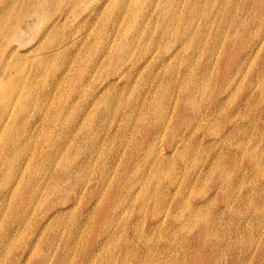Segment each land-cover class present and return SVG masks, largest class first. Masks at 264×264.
I'll return each instance as SVG.
<instances>
[{
  "label": "rangeland",
  "instance_id": "obj_1",
  "mask_svg": "<svg viewBox=\"0 0 264 264\" xmlns=\"http://www.w3.org/2000/svg\"><path fill=\"white\" fill-rule=\"evenodd\" d=\"M12 1L17 15L13 17V14L0 24V34H9L4 33L8 27L16 25V21L23 24L28 19L20 5L22 0ZM192 3L190 0H88L86 7L76 5L74 18L70 15L66 20L65 15L60 18L59 33L55 36L63 40V35L86 15L83 12L85 7L88 13L96 14L87 33L82 36L85 39L77 36L74 39L76 45L62 46L63 51L47 62L41 73L31 63L25 65L24 61L11 59L10 63L0 65L1 86L12 79L18 94L17 99L9 96L11 100L3 111L0 107V118H6L13 110L18 111V101L26 95L30 99L23 115L15 120L11 118L9 127L0 132V159L6 155L7 146L4 144L10 138L19 141L14 149L16 152L13 151L16 167L9 172L10 180L0 188L1 264H55L61 252L64 254L62 264H264V90L259 89L264 87V79L257 82L254 76L256 73H259L257 78L264 76V0H193ZM3 8L4 0H0V10ZM135 9L151 16L144 20L139 19L140 15L130 18L129 11ZM172 10L174 14L192 15L191 23L180 31L185 41H190L187 48L176 54V58L167 59L163 65L156 59L150 67L136 66L134 69L132 62L137 59L139 49L146 54L154 51L157 56H162L165 49L178 46L173 38L167 42L162 37L157 38L163 34L166 21L172 18ZM57 12V9L46 12L43 22L27 33L31 39L26 40L30 42L19 47L17 52H28L37 43V35ZM112 20L118 26L113 34L108 35L110 61L123 54L122 50L112 48L122 35L126 34L131 48L128 47L127 60L119 64L126 75L121 73L123 79L119 77L114 80L115 85H108L105 73L102 78L97 77L93 68L85 64L96 56L92 52L94 45L104 42L107 37L104 36V24L110 29ZM173 22L176 25L177 21ZM150 23L154 24L153 27H162V31H152L148 38L136 34L131 45L129 40H132L135 28L141 24L152 26ZM180 25L179 22L178 27ZM127 27L134 30H126ZM231 37L232 44L225 46V41ZM154 39H157L155 43ZM10 40L15 43L12 38ZM10 40L6 38V42ZM86 44L92 45L90 52L88 46H82ZM226 55H233V61ZM229 61L230 66L227 65ZM109 63L103 66L104 72L111 71L106 69ZM13 67L32 71L18 82L16 74L10 76ZM171 68L170 77L163 76ZM147 71L161 74L160 79H153ZM203 72L207 83L193 86V95H196L194 105L190 106L182 93H177L179 81L183 77H199ZM107 75L108 78L114 77ZM91 78L93 87H101L109 95L118 94L101 115V102L93 109L94 100L79 96L81 90L88 89ZM201 84L207 85L202 88ZM164 86L168 88L166 98V92L160 90ZM48 90L51 91L47 94ZM212 93H217L215 98L219 105L204 111ZM152 94L161 99L160 109L155 107ZM71 104L75 106L71 107ZM216 108L220 109L219 112ZM155 110H161V113ZM162 118L163 129H158L156 123ZM48 134L55 145L46 141ZM175 138L176 144H171ZM252 157L258 161L255 168L249 166ZM58 163L90 168L87 178L90 177L91 181L83 184V188H89L93 181L99 183L96 194L87 192L81 197L83 206L76 209L79 217H73V214L68 219L70 225L77 226L76 234L83 235L82 238L75 235L72 240H67L64 226L61 223L55 225L54 221L42 232H37L39 229L34 225L46 206L43 202L45 187L53 181L47 176L59 172ZM155 171L159 172L157 176L150 175ZM41 178L47 183L42 192L33 194L31 188ZM148 183L151 184L149 187L146 186ZM111 184H118L120 190ZM8 187L15 199L9 198V194L2 196ZM33 196L36 200L28 203L26 199L32 200ZM84 204L90 212L84 211ZM23 210L24 216L21 215ZM100 227L103 231L99 234ZM7 229L12 232L11 242L5 238ZM118 234L120 239L113 248L112 244L101 243L97 253L85 259L86 253L92 249L89 241L95 235L98 242L107 235L115 238ZM123 238L130 239L129 249ZM40 239L44 243L36 244Z\"/></svg>",
  "mask_w": 264,
  "mask_h": 264
},
{
  "label": "bare ground",
  "instance_id": "obj_2",
  "mask_svg": "<svg viewBox=\"0 0 264 264\" xmlns=\"http://www.w3.org/2000/svg\"><path fill=\"white\" fill-rule=\"evenodd\" d=\"M28 2H25L24 0H22L20 2V5L22 6V8L24 9V13L27 14L26 17H28V19L24 20L23 24H20L19 21H16V25L12 26V28L8 27V31L7 32H4V33H9V34H0V65H4V64H8L10 63V60L13 59V60H16V61H24L23 63H31V66L37 68V70L39 71V73L42 72L43 68L46 66V63L53 60L58 54L61 53V51H63V48L62 46L64 45H69V46H74V44L76 45L77 43L75 42V38L77 36H83V34H86L88 29H89V26L91 23H93V21L95 20V17H96V14L92 15L91 13H88L87 11V8L86 7V4L88 3V0H64L62 4H60L61 0H27ZM171 1H176V0H168V2H171ZM193 0H190V4L192 3ZM14 1L12 0H4V8L2 10H0V24L2 22H6V20H8V18L10 16H12L13 14V17H15L17 15L16 11H17V8L14 6ZM79 4H82L84 5L85 7L83 8V12H86V15H84V17H82L79 22L76 24L75 27H72V29L70 31H68L65 35H63V40H60V39H56L55 36L58 35L59 33V26L61 25V17L65 15V20L68 18V15H70L72 18H74V16L76 15V10H77V7L76 5H79ZM103 4H101L99 6L98 9H100V7L102 6ZM192 6H193V3H192ZM57 9V14L56 16L50 20L49 24L46 26V27H43L41 33L37 36H39L38 38V41L37 43L30 49L28 50V52H22L20 53L19 51L17 52V49L21 46H25L27 45L26 43H29L31 37L27 34V33H30V31L35 28L37 26V24H40L43 22L44 20V17H45V13L48 12V11H51L53 9ZM194 8H196V4L194 5ZM167 9V8H165ZM225 9V8H224ZM163 10V9H162ZM223 11V10H221ZM196 14V13H193V15ZM129 15H130V18H135L137 16L140 15V20L142 18V20L146 19L147 16H151L149 15L148 13H142V12H139L136 11V9L133 11H129ZM171 16L172 18H170L168 21H166L167 23H165V30L163 29V34L161 35H158L157 38H163L165 41L170 39V38H173L174 42L177 43V47L176 48H171V49H165L164 50V55L162 56H157V54L154 52V51H151L150 53H147L143 51V49H139L138 51V54H137V59L135 61L132 62V67L135 69L136 66L140 68V66H144V67H150V63L154 60L156 61V59L159 61V63L161 65L164 64V62L167 60V59H170L171 57H175L176 54L179 55L180 52H184L185 49L187 48L188 44H189V40L188 41H185V37H183V33H180V31L182 29H186L187 26L191 23L192 21V15L190 16H186V15H179V14H174V10L171 11ZM24 17V16H23ZM25 17V18H26ZM207 18V16H205V19ZM138 19V18H137ZM138 19V20H139ZM12 21V20H11ZM10 21V22H11ZM173 21H177L176 22V25ZM140 22V21H139ZM179 22L181 23L180 27L179 26ZM142 23V21H141ZM148 23V22H146ZM20 24V25H19ZM152 26H146V24H141L140 26H137L134 30L133 27H127L126 30H129L130 28H132L134 30V34H132V40H129V41H132L130 42L133 43V39H134V35L136 34H140V35H144L145 38H148L150 37V35L154 32V31H157L158 32H161L162 31V27H153V23H150ZM117 23L116 21L112 20V22L110 23V29L107 28V26L104 24V27H103V30L105 32V40L104 42L101 44V45H94V50L92 51L96 56L91 59V61H88V64H85L86 65H89L91 68H93V71H94V75H97V77H100L102 78V76L104 75L105 73V76L104 78L108 79L109 83L108 85H111V84H114L115 83V79L119 78L120 76H122L123 74L126 75V73L122 70H120V66L119 64H121L122 62L124 63L123 60H125L126 58V55L128 54L127 50L129 48H131L129 46V42L126 41V34L122 35L120 37V40L118 43L114 42L113 43V49L116 48V50L120 51L122 50L123 51V54H119L118 56H116V58L113 60L110 61V57H108V49L110 48V45L111 43L109 44L108 43V35L109 34H113L116 29H117ZM4 27V26H3ZM2 27V28H3ZM150 27H153L154 29H151ZM149 28L151 30H149ZM233 30H235V26L233 27ZM153 31V32H152ZM152 32V33H151ZM235 32V31H234ZM93 33H96V31H93ZM98 33V32H97ZM234 34V33H233ZM232 34V36H233ZM22 35H25L24 38H22ZM6 38H12V41H15L14 44L11 43V40L8 42H6ZM84 38V37H83ZM82 38V39H83ZM26 39H29V40H26ZM62 39V38H61ZM85 39V38H84ZM130 39V38H129ZM137 39V38H136ZM228 39V38H226ZM232 40V37L225 41V46L227 45H231V41ZM81 41V40H80ZM78 41V42H80ZM152 41V40H151ZM157 41V39H154V43ZM160 41V40H159ZM158 41V42H159ZM167 42V41H166ZM84 41L81 43L83 44ZM132 45V44H131ZM82 46H86L87 48V44L86 45H82ZM129 47V48H128ZM157 47V45H156ZM171 47V46H170ZM88 52L91 51V49L93 48L92 45H89L88 46ZM155 48V47H154ZM255 48V47H254ZM257 48V47H256ZM160 49V48H159ZM173 49V51H172ZM168 50V51H167ZM149 51V50H148ZM245 51V50H244ZM133 52V51H132ZM131 52V54H132ZM158 52V51H157ZM249 53V52H248ZM243 55V54H241ZM245 55V54H244ZM181 56V55H180ZM227 56V55H226ZM228 58H232L231 61H233V55H229L227 56ZM176 58V57H175ZM224 58V57H223ZM130 59V58H129ZM141 59V60H140ZM248 59V58H247ZM127 60V59H126ZM179 60V59H178ZM110 61V63H109ZM229 61L227 63V65L230 64ZM241 60L239 59L238 61V65H239V62ZM244 61V60H243ZM107 62L109 63V66L106 68V69H109L111 71L109 72H104L103 70V66L105 67L107 65ZM138 62V63H137ZM243 63V62H242ZM249 63V62H248ZM251 63V62H250ZM262 66L264 65V60H262ZM128 64V62H127ZM126 62H125V65H127ZM131 64V63H130ZM157 64V63H156ZM124 65V66H125ZM243 65V64H242ZM88 66V67H89ZM123 66V65H122ZM155 66V65H154ZM230 66V65H229ZM241 66V65H240ZM245 66V65H244ZM250 66V65H249ZM1 67V66H0ZM87 67V68H88ZM131 67V66H130ZM248 67V66H247ZM123 68V67H122ZM125 68V67H124ZM163 68V67H162ZM161 68V69H162ZM174 68V67H173ZM246 68V67H245ZM31 69V68H30ZM86 69V68H85ZM239 69V68H238ZM250 69V68H249ZM24 69H22L21 67L20 68H16V67H13L11 69V72H10V76L12 77L13 74H16L17 77H18V82H21L24 78L28 77V73L31 74V71L32 70H29L28 68H26L24 71ZM133 70V69H132ZM148 70V69H147ZM172 68L170 70H168L166 73L163 74V76H165L166 78H169L170 77V74L172 72ZM262 70V69H261ZM259 70V71H261ZM146 71V69H145ZM158 71V70H157ZM25 72H27V74H25ZM148 72V71H147ZM146 72V73H147ZM107 73H109L110 75H114V77L112 78H108V75ZM121 73H123L122 75H120ZM137 73V72H136ZM139 73V72H138ZM142 73V72H141ZM127 74H129L127 72ZM149 75L152 76L153 79L155 80H159L160 79V76L161 74H158V73H155V72H151L149 71L148 72ZM167 74V75H165ZM130 75V74H129ZM205 73H200L199 74V77H183L179 82H180V86L179 88L180 89H176L177 90V93H182V96H183V99L187 102V104L189 103L190 106H193V99L195 97L196 94L193 95V86H195V84H199V83H204L206 82L207 83V77ZM259 75V73H256L255 76V79L257 80V82H262L263 79H264V76L263 77H259L257 78V76ZM135 76V75H133ZM142 76V75H141ZM251 76V79L252 80V74L250 75ZM122 77H120L121 79ZM138 78V77H137ZM2 79V78H1ZM1 79H0V107L2 109V111L9 105V102L11 99H17L16 97L18 96L17 94V90H16V86L14 85V82L12 79H9V83L5 86H1ZM111 79V80H109ZM123 79V78H122ZM131 79V78H130ZM129 79V80H130ZM145 79V78H144ZM151 79V78H150ZM132 80V79H131ZM143 80V79H142ZM249 80V82H250ZM195 81V82H194ZM129 82V81H128ZM194 82V83H193ZM248 82V83H249ZM264 82V81H263ZM254 84V83H253ZM260 84V83H259ZM89 87L87 90H81L79 92V96L82 97V98H91L92 100H94V103L96 100H98L95 104V107L93 106V104H91L92 108L93 109H96L97 108V103L98 102H101V110H100V115H101V112L102 111H105L106 109H108V106H109V102L110 100H113V97L118 95V94H110L109 95V92H105V90L103 91V88L100 89V88H95L93 87V81H92V78L88 80V84H87ZM115 85V84H114ZM163 85V84H162ZM205 86L207 84H204ZM203 85V86H204ZM170 86V84H169ZM199 86V85H198ZM202 86V84H201ZM202 86V88H203ZM253 86V85H252ZM261 86V85H260ZM92 87V88H91ZM107 87V86H106ZM263 87V86H262ZM262 87H259V89H262V91L264 90ZM109 88V87H108ZM107 88V89H108ZM173 88V87H172ZM258 88V87H257ZM114 89V88H113ZM167 86H164V87H160V90L166 92L165 93V98L167 97ZM201 89V88H200ZM205 89V88H204ZM51 90H48L47 91V94L50 93ZM107 91V90H106ZM171 91V89H170ZM169 91V92H170ZM203 90H201L202 92ZM219 91V90H217ZM250 91V90H249ZM216 92V91H215ZM253 92V91H252ZM120 93V92H119ZM203 93V92H202ZM214 93V91H213ZM212 93V96L209 94V99L207 101V103L205 104V110L204 111H208L210 110L211 108H214L215 106L219 105L218 104V100L215 98L216 95H213ZM237 93V92H236ZM121 94V93H120ZM178 94V95H179ZM200 94V93H199ZM234 94V93H233ZM113 95V96H112ZM150 95V94H149ZM148 95V96H149ZM173 95V94H172ZM203 95V94H202ZM232 95V94H231ZM230 95V96H231ZM261 95V94H260ZM8 96V98H7ZM11 96V99L10 97ZM140 96V95H139ZM153 96V94H152ZM119 97V96H118ZM145 97V96H144ZM260 97V96H259ZM117 98V97H115ZM124 98V97H123ZM128 98V97H127ZM150 98V97H149ZM154 98V96H153ZM231 98V97H230ZM245 98V97H244ZM261 98V97H260ZM259 98V99H260ZM126 99V98H125ZM201 99V97H200ZM249 99V98H248ZM123 101V99H121ZM170 100V99H169ZM253 100V99H252ZM30 99L28 97V95H26L24 98H22V100L20 99L18 101V111L17 110H13L9 113V115L6 117V118H3L1 117L0 118V132H2V130H4L5 128L9 127L8 126V123L9 121L11 120V118L13 120H15L17 117L23 115L24 111H26V109L29 107L28 106V103H29ZM126 101V100H125ZM124 101V102H125ZM132 101V100H131ZM150 101V100H149ZM155 104V107H159L161 106V99H158V98H154L152 100ZM151 101V102H152ZM176 101V100H175ZM178 101V100H177ZM226 101V100H225ZM261 101V100H260ZM146 102V101H145ZM166 102V101H165ZM174 102V101H173ZM196 102V101H195ZM220 102V101H219ZM222 102V101H221ZM230 102V99L229 101H227V103ZM246 102V101H244ZM123 103V102H122ZM168 103V102H167ZM199 103V102H198ZM131 104V103H130ZM169 104V103H168ZM173 104V103H172ZM175 104V102H174ZM243 104V103H242ZM260 104V103H259ZM133 105V104H132ZM131 105V106H132ZM136 105V104H135ZM150 105V104H148ZM185 105V104H184ZM183 105V106H184ZM198 105V104H197ZM229 105V104H228ZM75 105L71 104V107H73ZM146 106V105H145ZM170 106H173V105H170ZM226 106V105H225ZM230 106V105H229ZM254 106V105H253ZM189 107V106H188ZM137 108V107H136ZM140 108V107H139ZM141 109V108H140ZM145 109V107H144ZM160 109V107H159ZM163 109V108H162ZM203 109V108H202ZM225 109V108H224ZM147 110V109H146ZM201 110V109H200ZM217 110V108H216ZM220 110V109H218ZM217 110V111H218ZM17 111V112H16ZM98 111V110H97ZM144 111V110H143ZM155 111H158V110H155ZM166 111V110H165ZM171 111V110H170ZM148 112V111H147ZM161 113V110L158 111ZM163 112V111H162ZM167 112V111H166ZM172 112V111H171ZM219 112V111H218ZM252 112V110H251ZM169 113V112H168ZM203 113V112H202ZM212 113V112H211ZM250 113V112H249ZM163 114V113H162ZM170 114V113H169ZM200 114V113H199ZM208 114V113H207ZM215 114V113H214ZM222 114V112H221ZM238 114V112H237ZM68 117H69V114H67ZM67 115L65 117H67ZM213 115V114H212ZM216 115V114H215ZM143 116V115H142ZM159 116V115H158ZM236 116V115H235ZM238 116V115H237ZM201 117V116H200ZM214 117V116H213ZM216 117V116H215ZM221 117V116H220ZM219 117V118H220ZM247 117V116H246ZM160 118V117H159ZM165 118V117H164ZM212 118V117H211ZM237 118V117H236ZM242 118V117H241ZM204 119V118H203ZM222 119V117H221ZM239 119V118H238ZM247 119V118H246ZM245 119V120H246ZM170 120V118H169ZM206 120V119H205ZM209 120V119H208ZM223 120V119H222ZM207 121V120H206ZM220 121V120H219ZM234 121V120H232ZM249 121V120H248ZM166 122V121H164ZM168 122V121H167ZM199 122V121H197ZM217 122V121H215ZM214 122V123H215ZM218 123V122H217ZM237 123V122H235ZM255 123V122H254ZM196 124V123H195ZM198 124V123H197ZM196 124V125H197ZM200 124V123H199ZM198 124V125H199ZM202 124V123H201ZM207 124V123H206ZM168 125V123L166 124V126ZM212 124H210L211 126ZM214 125V124H213ZM222 125V124H221ZM251 125V124H250ZM164 125H163V118L162 119H158L157 123H156V127L159 129V128H162ZM165 126V127H166ZM216 126V125H215ZM238 126V125H237ZM247 126V125H246ZM164 127V128H165ZM205 127V125H204ZM209 127V125H208ZM207 127V128H208ZM212 127V126H211ZM254 127V126H253ZM213 128V127H212ZM240 128V127H239ZM140 129V128H139ZM155 129V127H154ZM163 129V128H162ZM198 129V128H197ZM214 129V128H213ZM217 129V128H216ZM146 130L149 131V128L146 127ZM157 130V129H156ZM165 130V129H164ZM167 130V129H166ZM193 130V129H192ZM196 130V129H195ZM205 130V129H204ZM245 130V129H244ZM251 130V129H250ZM200 131V129H199ZM253 131V130H252ZM138 132V131H137ZM192 132V131H191ZM190 132V133H191ZM218 132V131H217ZM239 132V131H238ZM136 133V132H135ZM163 133V132H161ZM183 133V132H182ZM181 133V134H182ZM231 133V131H230ZM249 133V132H248ZM251 133V132H250ZM217 134V133H216ZM215 134V135H216ZM236 134V133H235ZM189 135V134H188ZM187 135V136H188ZM230 135V134H229ZM245 135V134H244ZM96 136H98L96 134ZM96 136L94 137V139L96 138ZM158 136V135H157ZM156 136V138H157ZM180 136V135H179ZM182 136V135H181ZM237 136V135H236ZM243 136V135H242ZM249 136V135H248ZM201 137V136H200ZM222 137V136H221ZM252 137V136H251ZM152 138H154V136H152ZM187 138V137H186ZM240 138V137H239ZM188 139V138H187ZM156 140V139H155ZM160 140V139H159ZM179 140V139H178ZM184 140V139H183ZM197 140V139H196ZM219 141V139H216ZM248 140V139H247ZM46 141H48L50 144L52 145H55L52 141V138L51 136L48 134L47 135V139ZM200 141V140H199ZM234 141V140H233ZM260 141V140H259ZM43 142H45V137H43ZM156 142V141H155ZM160 142V141H158ZM171 142V141H170ZM176 142V138H175V141L174 142H171V144L175 143ZM183 142V141H182ZM197 142V141H196ZM225 142V141H224ZM239 142H242V141H239ZM19 141L16 139V138H10L8 143H5L4 145L7 146V152H6V155L3 157V159L1 158L0 159V188H2L6 182H8L11 178L10 176V171L16 167V164H14V158H13V151H15L14 149L16 148ZM187 143V142H186ZM211 143V142H210ZM228 143V142H227ZM230 143V141H229ZM153 144V143H152ZM155 144V143H154ZM176 144V143H175ZM181 144V143H180ZM201 144V143H200ZM209 144V143H208ZM224 144V143H223ZM226 144V143H225ZM245 144V142H244ZM248 144V143H247ZM195 145V144H194ZM215 145V144H214ZM220 145V144H218ZM230 145V144H229ZM228 145V146H229ZM239 145V144H238ZM258 145V144H257ZM176 146V145H175ZM203 146V145H202ZM236 146V145H234ZM241 146V145H240ZM244 146V145H243ZM153 147V145H152ZM155 147V146H154ZM206 147V146H205ZM231 147V146H230ZM245 147V146H244ZM250 147V146H249ZM180 148V147H178ZM202 148V147H201ZM220 148V147H218ZM240 148V147H239ZM256 148V147H255ZM262 148V147H261ZM191 149V148H190ZM189 149V150H190ZM229 149V148H228ZM244 149V148H243ZM263 149V148H262ZM187 150V149H186ZM193 150V149H192ZM207 150V149H206ZM215 150V148L213 149ZM218 150V149H217ZM177 151V149H176ZM208 151V150H207ZM250 151V150H249ZM255 152V150H252ZM258 151V150H257ZM16 152V151H15ZM182 152V151H180ZM191 152V151H190ZM251 152V151H250ZM156 153H159L158 151ZM188 153V152H187ZM196 153V152H195ZM216 153V152H215ZM246 153V152H245ZM259 153V152H258ZM256 153V154H258ZM179 154V153H178ZM197 154H200V153H197ZM196 154V156H198ZM221 154V153H220ZM242 154V153H241ZM254 154V155H256ZM184 155V154H183ZM217 155V154H216ZM253 155V156H254ZM179 156V155H178ZM191 156V155H190ZM200 156V155H199ZM46 157V156H45ZM180 157V156H179ZM186 157V156H185ZM194 157V156H193ZM245 157V156H244ZM196 158V157H195ZM231 158V157H230ZM249 158V157H248ZM257 158V156H256ZM259 158V157H258ZM56 158L54 159H51L52 161H54ZM60 159V158H59ZM187 159V158H186ZM201 159V158H200ZM239 159V158H237ZM225 160V159H223ZM251 160H253V162H251L249 164L250 167H256L258 165V161H256L255 157H252ZM255 160V161H254ZM61 161V159L59 160ZM63 161H68L67 159H64ZM217 161V159H216ZM219 161V160H218ZM217 161V162H218ZM210 162V161H209ZM213 162V161H212ZM215 162V161H214ZM205 163V162H204ZM264 163V162H263ZM59 166H58V169H59V172L57 174H55L54 176H47V177H52L53 178V181L52 183L49 185V187H45V184L47 183L45 178H41L38 182L35 183V185L32 186L31 190L33 192V194H38V192L41 191V189H43L45 187L46 189V195H45V198L43 199V202L46 203V206L43 207L44 210L40 212V214L38 215V218L36 219V223H34L35 225V228L36 229H39L37 230V232H42L44 231L46 228H47V225L50 224L52 221H54L55 225L56 224H62L64 230H63V233L65 234V236L67 237V240H72V238L76 235L80 238L81 234L77 235L76 233L78 232L77 231V226H73V223L70 225V223H68V219H70V217L73 215V217H79L78 216V212H77V208H81L83 206V203H80V199L81 197L86 194L87 192L88 193H92L94 192L95 194L98 192V187L99 186L98 182L95 183V187H93V182L91 183V185H89L90 187L89 188H86L84 187L83 188V184L87 185L91 180L89 178H87V173L89 171L88 168H85L83 169V166H79V165H72V166H68V165H63L61 163H58ZM208 164V163H206ZM212 164V163H211ZM239 164V162H238ZM222 165V164H221ZM240 165V164H239ZM205 166V165H204ZM212 166V165H211ZM264 166V165H263ZM262 166V167H263ZM222 167V166H221ZM29 168V164L26 165V169ZM211 168V167H210ZM217 168V167H216ZM264 168V167H263ZM220 170V169H219ZM222 170V169H221ZM227 170V169H226ZM212 171V170H211ZM215 171V170H214ZM219 172V171H218ZM225 172V171H223ZM264 173V171H262ZM137 173V171H136ZM159 172L155 171V172H150V175L152 176H157ZM228 173V172H226ZM211 174V173H210ZM261 174V173H260ZM89 175V174H88ZM220 175H223L222 173ZM90 176V175H89ZM211 176V175H210ZM219 176V175H218ZM224 176V175H223ZM221 177V176H220ZM228 177L225 176V178ZM219 178V177H218ZM223 178V177H222ZM230 178V177H229ZM103 178H101L100 180L102 181ZM224 179V178H223ZM241 179V178H240ZM219 180V179H218ZM226 180V179H225ZM50 182V181H49ZM241 182V181H240ZM203 183V182H202ZM229 183V182H228ZM201 184V182H200ZM231 185V183H229ZM151 184L148 183L146 184L147 187H149ZM239 186V185H238ZM111 187L113 188H116V190H120V186L117 184V185H114V184H111ZM236 187V186H235ZM228 188V187H227ZM230 189V188H229ZM234 190V189H233ZM128 191V190H127ZM229 191V190H227ZM12 192V189L10 187H8L5 191H3V195L2 196H6L8 195L9 198L11 199H15V197H13V193L11 194ZM42 192V191H41ZM261 192V191H260ZM130 193V192H128ZM230 193V192H229ZM234 193V192H233ZM157 194V193H156ZM158 195V194H157ZM227 195V194H226ZM127 196H129L127 194ZM226 197V196H225ZM229 198V197H228ZM34 200H36V197L33 196L32 200L31 199H26V201H28V203L30 202H33ZM214 200V199H213ZM232 200V199H231ZM238 200V199H237ZM247 200V199H246ZM209 201V200H208ZM228 201V200H227ZM226 201V202H227ZM242 201V200H241ZM246 202V201H245ZM207 203V202H206ZM205 203V204H206ZM72 204V205H71ZM209 204V203H208ZM225 204V203H224ZM244 204V203H243ZM74 205V206H73ZM212 205V204H211ZM227 205V204H226ZM197 206V205H196ZM204 206V205H203ZM208 206V205H207ZM252 206V205H251ZM195 207V206H194ZM193 207V208H194ZM203 208V207H202ZM228 208V206H227ZM197 209H198V206H197ZM204 209V208H203ZM230 209V208H229ZM70 211V212H69ZM84 211H88L86 209V204H84ZM200 211V210H199ZM210 211V210H209ZM256 211V210H255ZM90 212V211H88ZM195 213V211H194ZM218 213V212H217ZM181 214V213H180ZM179 214V215H180ZM223 214V213H222ZM22 216L25 215V210L22 211ZM202 217V216H201ZM222 217V216H221ZM171 218V217H170ZM204 218V217H203ZM178 219V218H177ZM244 219V218H243ZM107 220V219H106ZM109 221V220H107ZM242 221V220H241ZM38 222V223H37ZM106 222V221H105ZM183 223V222H182ZM244 224V223H243ZM80 226V225H78ZM174 226V225H173ZM153 227V226H152ZM208 227V226H207ZM206 227V229H208ZM240 227V226H239ZM52 228V227H51ZM151 228V227H150ZM175 228V227H174ZM178 228V226H177ZM241 228V227H240ZM245 228V227H244ZM79 229H81L79 227ZM147 229V228H146ZM135 230V228H134ZM14 231V230H12ZM16 231V230H15ZM19 231V230H18ZM81 231V230H79ZM103 231V228L100 227V232L99 234ZM17 232V231H16ZM107 232V230L105 231V233ZM149 232H150V229H149ZM83 236V235H82ZM81 236V238H82ZM121 235L118 234V237H112V236H105L103 237L100 241L96 242L95 241V237L96 235L89 241L90 242V245L92 246V249H91V252L88 254L86 253L85 255V259L88 258L89 256H93L94 254L97 253V250L99 248V246L101 245V243L103 244H112V248H113V245H115L119 239ZM5 238L7 240H9L10 242L12 241L13 239V236H12V232H10V230L7 229V233H5ZM10 238V239H9ZM89 238V237H88ZM88 238L86 239V241L88 240ZM170 238V237H169ZM240 238V237H238ZM237 239V238H236ZM235 240V239H234ZM243 240V239H242ZM123 241L126 243V245H130L131 242H130V239L128 238H123ZM170 241V240H169ZM238 241V240H237ZM39 243H44V242H41V239L40 240H37L36 241V244H39ZM4 245V244H3ZM5 246V245H4ZM3 246V247H4ZM101 247V246H100ZM111 248V250H113ZM130 246L127 247V249H129ZM7 249V248H6ZM101 249V248H100ZM8 250V249H7ZM6 250V251H7ZM113 252V251H111ZM2 254V253H1ZM40 254V253H39ZM39 254L37 255V257L39 256ZM111 254V253H110ZM63 256L64 254L61 252L60 254V257L58 256V259L56 260L55 264H62V259H63ZM111 256V255H110ZM97 257V256H96ZM95 257V258H96ZM87 260V259H86ZM90 260V259H89ZM95 261V259H93ZM124 260V259H123ZM92 263V261H91ZM1 264V263H0ZM86 264V263H85Z\"/></svg>",
  "mask_w": 264,
  "mask_h": 264
}]
</instances>
